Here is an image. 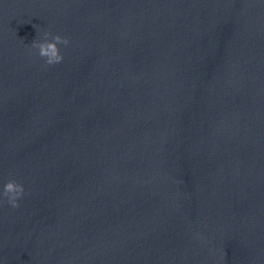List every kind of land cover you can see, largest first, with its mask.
<instances>
[{
  "label": "water",
  "instance_id": "95a60500",
  "mask_svg": "<svg viewBox=\"0 0 264 264\" xmlns=\"http://www.w3.org/2000/svg\"><path fill=\"white\" fill-rule=\"evenodd\" d=\"M8 179L2 264H264V0H0Z\"/></svg>",
  "mask_w": 264,
  "mask_h": 264
},
{
  "label": "clouds",
  "instance_id": "9594fccd",
  "mask_svg": "<svg viewBox=\"0 0 264 264\" xmlns=\"http://www.w3.org/2000/svg\"><path fill=\"white\" fill-rule=\"evenodd\" d=\"M69 38L59 34H52L45 30L40 32L35 39L31 41L30 48L35 50V54L43 58L45 65L58 64L63 60L60 46L67 47ZM26 194L25 187L15 179H8L0 185V203L6 198L8 205L15 209L19 207L20 199ZM2 264V261H0Z\"/></svg>",
  "mask_w": 264,
  "mask_h": 264
}]
</instances>
